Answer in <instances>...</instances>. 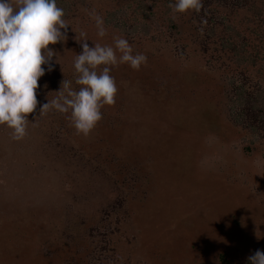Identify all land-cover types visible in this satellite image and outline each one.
I'll return each instance as SVG.
<instances>
[{
  "label": "rangeland",
  "instance_id": "obj_1",
  "mask_svg": "<svg viewBox=\"0 0 264 264\" xmlns=\"http://www.w3.org/2000/svg\"><path fill=\"white\" fill-rule=\"evenodd\" d=\"M61 1L67 7V38L49 45L56 53L54 70L44 66L27 135L15 141L12 130L0 125V264H104L111 255L103 249L106 244L114 253L109 264H246L255 250H264V138L230 119L234 104L225 94L233 77L223 69L217 75L220 61L212 62L224 49L213 53L214 46H209L203 51L194 42V34L210 41L230 38L226 27L244 14L235 16L228 7L212 5L200 20L191 17L196 29L185 39L148 42L138 36L140 29L130 36L128 27L114 26L115 11L121 8L127 11L123 17L129 18L128 24L133 21L128 7L133 0ZM153 10L159 14L163 1L157 0ZM217 12L224 14L222 25L215 21L220 19ZM93 13L104 20V37L97 34ZM211 26L216 35L210 34ZM76 36L87 39L89 47H115V38H125L134 55L147 57L138 71L128 64L111 66L117 110L104 106L103 119L87 137L76 133L70 112L51 109L39 116L41 97L55 95L50 92L54 77L69 81L75 71L74 60L82 53ZM232 40L250 52L259 47L256 36L245 31ZM193 60L198 71L202 68L194 82L184 74L187 67H180ZM73 79L72 89L79 90ZM242 83L235 79V85ZM105 149L118 152L111 157L117 158L116 164L108 163L105 171L117 175L116 180L120 171L125 183L118 181L120 188L105 195L115 182L105 189L104 178L95 176L98 192L91 196L81 188L88 187L78 172L89 169L90 161H103L99 154ZM104 197L111 202L104 204ZM121 252L123 257L115 262Z\"/></svg>",
  "mask_w": 264,
  "mask_h": 264
},
{
  "label": "clouds",
  "instance_id": "obj_2",
  "mask_svg": "<svg viewBox=\"0 0 264 264\" xmlns=\"http://www.w3.org/2000/svg\"><path fill=\"white\" fill-rule=\"evenodd\" d=\"M202 6V0L169 3L173 14L199 12ZM64 16L56 0H0V125L12 130L11 138L15 141L25 138L28 116L37 110V90L40 78L45 75L44 66L47 65L49 72L54 70L52 61L56 53L49 45L67 38L69 25ZM93 19L98 36L104 37L107 33L103 18L93 13ZM80 36L86 37V33ZM76 39L82 46V53L74 60L78 74L75 82L80 88L73 90L71 82L64 79L60 91L55 92L56 97L40 106L39 116L51 109L70 112L76 133L87 137L103 119L104 106L116 102L118 88L110 75L111 66L128 64L138 71L147 64V57L142 53L134 55L132 45L125 38H115V47L99 43L89 47L87 39L81 41L77 36ZM247 261L264 264V250H255Z\"/></svg>",
  "mask_w": 264,
  "mask_h": 264
},
{
  "label": "trees",
  "instance_id": "obj_3",
  "mask_svg": "<svg viewBox=\"0 0 264 264\" xmlns=\"http://www.w3.org/2000/svg\"><path fill=\"white\" fill-rule=\"evenodd\" d=\"M163 1V10L157 14L155 12V4L157 0H152V3L149 4L147 0H133L132 3L129 4V8L132 12V22L129 23L128 17H123V13H126L127 11L121 8L120 10H116V18L114 21V26H120L121 29L128 27L130 29L129 34L130 36H134L138 33L139 29L141 30L140 33L142 35H138L140 39H143L144 41L152 42V41H158L159 38H165V40L169 37H173L174 40H183L186 38L185 34H188L192 31V29H196V26L192 24L191 17H194V20H200L201 16L205 17L206 14H208L210 11V8L213 5V8H217V6H222V8H229L230 10L237 15V13L244 14L240 19H237L236 22L233 21V24H231L230 27H226L228 32L231 33L230 38L225 36L216 39L212 38L210 39L205 38L203 35H199L198 37L194 34L195 43H199V45L203 48V51L207 50V47L214 46L213 47V53H216L220 51L221 49H224V54L221 56H213L214 60L220 61L217 65L218 72L217 75L221 76L223 73V70L225 73H230L233 79L229 81V84L231 85L230 90L227 91L225 94V97H229V101L234 104L232 107V110L235 111V113L232 114L231 120L237 125H241L244 129H246L249 133H251L253 136H262L264 138V0H202V8L199 12L197 11H189L184 14L175 13V16H172L173 12L169 8V3H175V0H162ZM58 7H61L64 12L65 16L67 13V7L64 2L61 0H56ZM211 4V6L209 5ZM215 4V5H214ZM210 6V7H209ZM219 16L215 21L219 24H223L222 21V15L223 13L217 12ZM212 15V14H211ZM215 15V14H214ZM213 15V16H214ZM64 16V17H65ZM212 16V17H213ZM234 16V17H235ZM235 20V19H234ZM237 23V24H236ZM94 27H96V23L94 22ZM151 25L154 26V29L151 28ZM240 26V27H239ZM244 26V30H241V27ZM138 29V30H137ZM248 30L251 32L249 33ZM91 31V30H90ZM89 31V33H91ZM246 32L249 35L256 36V40L258 42V48L256 47L254 52H250L246 45L241 44L239 42H234L232 40V35L234 37H239L243 34V32ZM209 32L211 35L215 34V29L211 26V29H209ZM204 37V38H203ZM130 40L133 38L129 37ZM216 46H219V49L216 51ZM180 54L182 56H185V47L180 46ZM263 50V52H261ZM212 53V54H213ZM226 53V54H225ZM230 54L229 56H227ZM187 63L190 64L187 66ZM196 61H187L186 63H180V67H187V73L184 72V74H188L191 76V79L193 82L200 78V74H202L198 69L195 67ZM259 65V68L252 70V67H256ZM184 67V69H185ZM221 69V72H220ZM223 69V70H222ZM186 70V69H185ZM250 71H256L258 76H252L248 72ZM249 74V76H248ZM77 73L74 71L73 74H71V78H74L73 80H76ZM251 76V77H250ZM240 78L244 84L241 85H235V79ZM58 76L56 78L54 77V80L51 81V90L50 92H58L60 91L59 88L61 86V82L63 80H57ZM70 78V79H71ZM69 79V81H70ZM252 81L250 87H245V84L247 81ZM257 81L262 82V86H257ZM57 83L60 84L59 87H57ZM78 91V90H77ZM56 97L53 95V97H41L43 100L40 102V105H43L44 103L48 102V99L51 100ZM114 105L111 106V109L113 110ZM116 109V108H114ZM117 110V109H116ZM68 114V113H67ZM116 155L118 152H115ZM115 153H109L107 149L100 151V156L103 157V161L98 162L96 165L93 164V161H90L87 163L89 166V169L83 170L78 172L79 175H81L82 181L86 179V187H81L82 189L85 188L87 192L89 191V194L92 196V193L98 192L96 183H94V180L96 179L95 176H97L99 179L104 178V180L101 182L103 183V188L110 187L109 185L112 184L111 182H115V187H112L109 192L105 193V195H110L112 192L117 191V188H120L117 183L120 181L121 183H125V179H121V172L119 171V177L120 179H114L117 175H114L115 177H112L109 175L107 171H105L106 166L108 163L116 164L117 158L112 157V154ZM115 155V156H116ZM84 162L86 159L83 157ZM66 165H68L67 160L64 161ZM87 162V161H86ZM85 162V164H86ZM120 161H118L119 163ZM74 165V164H73ZM71 165V166H73ZM87 167V166H86ZM70 168V166H69ZM72 168V167H71ZM51 170V169H50ZM116 171V170H114ZM113 172L115 174L116 172ZM50 172H54V169ZM111 172V175H112ZM72 175H74L76 179V174L74 171H72ZM78 175V178H80ZM101 176V177H100ZM95 178V179H94ZM94 179V180H93ZM116 180V181H115ZM85 181V180H84ZM94 184V185H93ZM123 187V186H121ZM125 188V187H123ZM104 192V191H103ZM105 199L104 204L108 202L109 199L104 197ZM114 200V199H113ZM118 204L123 203L122 200H119ZM109 201L108 203H110ZM112 229H110L111 231ZM92 231V229H90ZM36 236V235H35ZM88 237L85 236L83 240H87ZM105 246V245H104ZM108 248H103L105 251L109 252L111 255H107L104 261H108L109 258L113 256V252L109 244H106ZM42 250L49 254V251L42 248ZM83 250L82 247H79L77 249ZM123 257L122 252L117 255L114 259L115 262H118L120 258ZM58 261L57 257L54 258ZM223 259V258H222ZM62 260V259H61ZM224 261V259L222 260ZM46 262V261H44ZM104 262V264H109ZM61 264H75L74 261H62ZM246 264H248V261H246Z\"/></svg>",
  "mask_w": 264,
  "mask_h": 264
}]
</instances>
